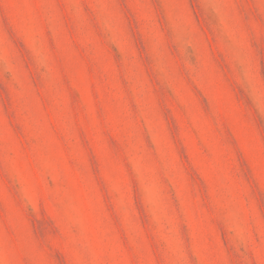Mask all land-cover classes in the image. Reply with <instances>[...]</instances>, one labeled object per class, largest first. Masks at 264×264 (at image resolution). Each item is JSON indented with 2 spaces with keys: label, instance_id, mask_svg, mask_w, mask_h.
Returning <instances> with one entry per match:
<instances>
[{
  "label": "rangeland",
  "instance_id": "rangeland-1",
  "mask_svg": "<svg viewBox=\"0 0 264 264\" xmlns=\"http://www.w3.org/2000/svg\"><path fill=\"white\" fill-rule=\"evenodd\" d=\"M0 264H264V0H0Z\"/></svg>",
  "mask_w": 264,
  "mask_h": 264
}]
</instances>
